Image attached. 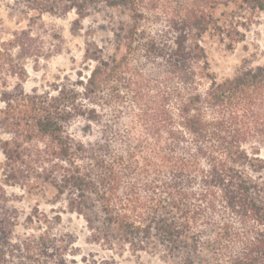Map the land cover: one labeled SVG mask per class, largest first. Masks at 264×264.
<instances>
[{
	"label": "trees",
	"instance_id": "trees-1",
	"mask_svg": "<svg viewBox=\"0 0 264 264\" xmlns=\"http://www.w3.org/2000/svg\"><path fill=\"white\" fill-rule=\"evenodd\" d=\"M25 16H127L84 74L48 91L0 93L1 186L51 195L100 254L19 216L0 187V264H264V65L211 72L203 42L242 43L264 0H15ZM82 120L90 140L69 135ZM34 226V227H33Z\"/></svg>",
	"mask_w": 264,
	"mask_h": 264
},
{
	"label": "rangeland",
	"instance_id": "rangeland-1",
	"mask_svg": "<svg viewBox=\"0 0 264 264\" xmlns=\"http://www.w3.org/2000/svg\"><path fill=\"white\" fill-rule=\"evenodd\" d=\"M77 17L69 13L65 17L44 15L25 16L15 0H0V93L21 87L26 93L48 91L53 85L72 80L77 73L84 74L83 62L86 39L105 47L111 29L119 21L128 23L127 16L105 8L90 11L80 26L74 27ZM211 72L218 80L234 77L244 66L264 65V15L257 16L245 32L242 43L228 50L216 40L206 38L203 42ZM3 105L0 103V110ZM94 129L82 120L75 121L69 135L78 140H90ZM7 136L1 134L0 140ZM3 158L0 152V166ZM9 207L19 219L14 229L15 239L33 233L28 230L25 219L35 209L50 219L57 214L62 222L53 227L54 233L71 234L76 237L74 250L79 256L100 254L96 247L86 242L87 232L81 220L63 212L60 205H51V195L45 197L28 195L18 186H1ZM34 227V226H33ZM133 260L130 259V264ZM146 264V263H144Z\"/></svg>",
	"mask_w": 264,
	"mask_h": 264
}]
</instances>
